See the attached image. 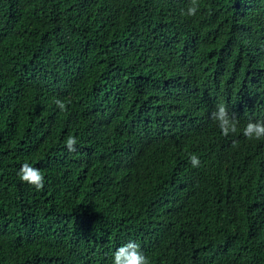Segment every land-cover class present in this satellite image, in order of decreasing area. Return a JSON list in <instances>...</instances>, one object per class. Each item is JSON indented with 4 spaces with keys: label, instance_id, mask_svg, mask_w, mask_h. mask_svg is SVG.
Segmentation results:
<instances>
[{
    "label": "trees",
    "instance_id": "16d2710c",
    "mask_svg": "<svg viewBox=\"0 0 264 264\" xmlns=\"http://www.w3.org/2000/svg\"><path fill=\"white\" fill-rule=\"evenodd\" d=\"M187 5L0 0V264H264V0Z\"/></svg>",
    "mask_w": 264,
    "mask_h": 264
},
{
    "label": "clouds",
    "instance_id": "9594fccd",
    "mask_svg": "<svg viewBox=\"0 0 264 264\" xmlns=\"http://www.w3.org/2000/svg\"><path fill=\"white\" fill-rule=\"evenodd\" d=\"M199 10V0H188L186 11H183L182 15L193 17ZM55 103L61 112L66 111L67 105L65 101L56 99ZM211 118L217 122L224 136L242 131L243 136L249 140L264 138V121H249L241 130L238 128L239 120L235 117V114H229L228 108L224 104L216 106L215 110L211 113ZM64 143L68 151L74 152L76 150L77 139L74 136H68ZM189 162L193 167L199 166V158L195 154L189 155ZM17 176L21 182L28 184L36 191H41L44 188V175L39 169L27 162L21 165ZM112 257V264H149L148 258L140 251V245L135 241H129L118 247L113 252Z\"/></svg>",
    "mask_w": 264,
    "mask_h": 264
}]
</instances>
